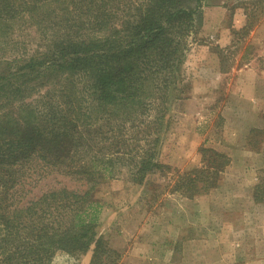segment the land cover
Listing matches in <instances>:
<instances>
[{
  "label": "trees",
  "instance_id": "obj_1",
  "mask_svg": "<svg viewBox=\"0 0 264 264\" xmlns=\"http://www.w3.org/2000/svg\"><path fill=\"white\" fill-rule=\"evenodd\" d=\"M203 2L0 0V264L57 251L116 264L97 233L101 182L163 175L187 197L216 185L223 152L201 146L199 165L172 172L159 159Z\"/></svg>",
  "mask_w": 264,
  "mask_h": 264
},
{
  "label": "rangeland",
  "instance_id": "obj_2",
  "mask_svg": "<svg viewBox=\"0 0 264 264\" xmlns=\"http://www.w3.org/2000/svg\"><path fill=\"white\" fill-rule=\"evenodd\" d=\"M246 62L254 65L249 76L258 80L260 100L240 98L235 80L246 75L233 68ZM185 74L159 159L171 172L186 170L199 165L205 146L229 163L214 187L191 197L163 190V175L143 184L101 182L93 193L101 204L97 233L120 254L116 264H264V202L252 198L264 181V0H204ZM88 261V252L57 251L49 264Z\"/></svg>",
  "mask_w": 264,
  "mask_h": 264
},
{
  "label": "crops",
  "instance_id": "obj_3",
  "mask_svg": "<svg viewBox=\"0 0 264 264\" xmlns=\"http://www.w3.org/2000/svg\"><path fill=\"white\" fill-rule=\"evenodd\" d=\"M234 19L236 20L234 25H231L232 28H235V26H238V21H239V14L238 12L236 13V16L234 17ZM218 18L216 19L217 22ZM224 35H226L224 33ZM234 71H236V69H238V73L241 74H245L246 76L244 77V75H241L240 77L236 78L235 82L239 83L241 85V93H244V96H241L240 98L243 99H261L262 98V94H260L259 89L257 88V86H255L256 84H258V80L252 78L249 76V71L252 72V70L254 69V65L252 64V62H246L243 64V66H235Z\"/></svg>",
  "mask_w": 264,
  "mask_h": 264
}]
</instances>
